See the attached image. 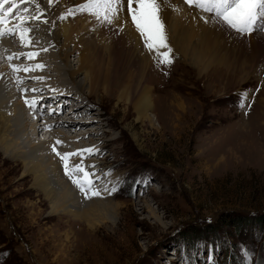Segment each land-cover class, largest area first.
<instances>
[{"label":"rangeland","instance_id":"1","mask_svg":"<svg viewBox=\"0 0 264 264\" xmlns=\"http://www.w3.org/2000/svg\"><path fill=\"white\" fill-rule=\"evenodd\" d=\"M43 1L42 19L48 23L41 28L37 22L30 24L34 30L33 48L22 47L17 38H6L10 49L16 46L25 53L47 48L33 61L20 60L24 64L42 63L45 69L20 77L25 80L27 92L21 91L16 82L11 83L19 101V95H23L22 103L26 98L39 97L30 91L33 88L41 89L43 98L50 87L56 89L53 93L64 87L59 93L75 94L50 115L54 104L62 101L61 96L39 101L36 111L27 106V120L33 124L31 117L36 113L44 116L40 123L60 124L70 112L65 121L70 123L66 125L69 128L49 127V133L67 130L69 136L96 146L98 151L92 155L83 154L85 161L95 165L96 174L103 176L96 178L95 184L102 191L115 186L114 200L126 203L128 210L122 209L115 224L106 220L93 238L86 230L83 235L75 223L69 225L71 231L63 222L57 226V221L48 218L45 207L42 213L28 210L29 196L37 202V195L31 184L21 187V166L0 156V264H264V39L250 40L254 34L264 38V31L258 27L243 36L232 31L234 37L220 38L214 54L202 56L208 65L202 73L189 63H181L183 58L175 56V48L170 47L173 40H167L172 63L162 70L165 64L159 63L156 55V63L150 66L156 103L150 124L137 120L125 103L102 99L100 106L97 98L88 100V96L78 93L69 77L70 70L78 69L76 53L70 59L62 55L63 45L56 33L58 22L47 12L48 0ZM57 1L60 5L64 0ZM76 12L82 17V12ZM88 31L92 34L94 29L85 27L77 35L84 36ZM122 72L127 73L126 66ZM36 73L45 78L43 83L33 78L39 76ZM4 81L0 89L6 97L9 84ZM244 96L248 99L241 104ZM74 97L88 111L80 109ZM175 98L190 110L181 121L176 118L180 111L173 105L177 103ZM95 112L102 114L101 121L93 118ZM39 132L36 139H47L44 130ZM19 134L18 138L25 136ZM29 137L32 142L36 140ZM57 138L65 139L59 135ZM61 146L57 145V150ZM51 229L54 233L45 235ZM68 230L73 242L65 254L60 250L57 253L52 248L56 243L52 236Z\"/></svg>","mask_w":264,"mask_h":264},{"label":"bare ground","instance_id":"2","mask_svg":"<svg viewBox=\"0 0 264 264\" xmlns=\"http://www.w3.org/2000/svg\"><path fill=\"white\" fill-rule=\"evenodd\" d=\"M56 1L57 0H55L51 6H48L49 10L47 12L55 22H58V25L56 24V33H58L59 39L61 38L63 45L62 55L65 58L69 57L70 59L71 56L76 53L78 69L73 71L70 70L69 77L72 81H74L75 88L80 91L78 93L82 92L83 95L88 96L86 97L88 100L97 98V103L100 106H103L101 105L102 99L116 101L118 104L125 103L126 106H128V108L135 113L137 120L152 124V114L155 115L154 111L156 109V103L154 99L155 97L153 96L154 90L150 85V80L152 78L149 76V73L150 66L156 63V60H154L156 53L146 51V49L143 50L141 47V45H143L141 42L143 39L132 24L131 17L127 13L126 6L124 12L120 15V20L113 25H108L101 22H90L96 19L92 16L90 17V15L86 12L82 14V17H84L83 19L81 14L76 12L75 8L71 9H73L76 14L67 16L66 19H60L61 16H65L67 14L68 9L72 5H80L81 3L84 4L87 0H77V3L75 4L72 2L73 0H66L68 3H65L64 0L60 5H58ZM21 2L20 8H18L19 11L16 9L13 13V17L16 16V13L20 12L23 7L29 8L31 13L35 12V4L24 3V6H22L23 3L21 4ZM38 3L43 5L44 1L38 0ZM160 15L165 25L167 40H173L170 47L175 48V50H173L174 55L176 56V54H179L180 58H183L181 63H189V65L191 67H195L199 73L206 72L208 69V65H206V61L202 60V56L205 57V53L207 55L208 52H210L208 55H210L211 52H213V55L215 52L214 47L219 48V46L215 45V43L220 42V38L234 37L235 35L231 30L225 28L223 25L213 22L210 18V14L202 13L194 7H189L184 0H165ZM202 16L209 18V22L205 23V20L201 18ZM87 19L90 24H88ZM37 23L40 28L43 26V23H39L38 21ZM85 27H89L92 30L94 29V32L96 31V33L92 32V34H88V31L84 36L77 35L78 32L83 31ZM260 39L264 38L254 34L250 40L258 41ZM117 41L119 42L116 45L115 43ZM9 44L10 42L6 37L0 39V65H2L1 63H3V65L5 64L3 67L0 66V82L1 80H7L9 84L8 88L5 90L6 97H4L3 89H0V156H3L5 159L15 163L17 165L16 167L21 166L19 175V181L22 183L21 187H23L24 183H29L31 184V189L37 195V202L32 201V195L29 196L31 200L28 202V210H33L34 212L39 210V212L42 213L45 207L47 209L48 218H50V221H57V226L61 225L63 222L65 227L68 228L69 225L75 223L79 228H82L80 232L83 235L85 234L84 230H86V233L91 235L93 238L97 235L98 229L103 224L107 223L106 220L115 224L119 214L122 212V209L128 210V206L125 205L126 203L118 204L114 200V193L109 195L106 190L102 191L101 189H99L102 193L100 198L85 200L77 187L64 174L61 160L52 152V150L49 149L57 140H62L57 138V135L65 138L62 140V146L58 148V151L61 153H74L78 150L89 148L96 150L98 148L94 145L92 147L87 145V143L81 138L78 139L77 137L74 138L69 136L67 130H64V132L60 129L61 131L56 134L49 133V130H47L49 127L55 128L56 130L58 127L68 129L69 127L67 128L66 125L70 123L65 122L68 119L62 118L60 124H44L38 122L40 121L42 115L35 113L33 117H31L35 121L33 124L27 120L28 115L26 112L29 109L26 105H22L25 103L21 102L24 99L22 98L23 95H19L21 97L19 99H22L19 101L15 92V85L11 83L16 82V76L24 77L26 73L20 72L13 74L9 67V63L13 65L17 64L18 66L28 64L20 63L22 62L20 61L21 59L25 60L23 56L18 59L19 61L9 62L6 59L9 55L23 54L25 51L24 49H18L16 46H11L12 49H10ZM31 48H33V46ZM7 50H10V52ZM32 51L36 52L35 50ZM161 51L165 50L161 49ZM48 54L49 53H47V55ZM47 55L45 54V56ZM67 62L70 64V61L67 60ZM67 66V68L70 67L69 65ZM125 66L127 67L126 74L122 72V68L125 69ZM166 66L168 65L165 64L162 67V70H165ZM209 76L210 75L207 74V77L211 78ZM32 83L34 84L35 82ZM20 86L22 89H25L24 84L19 85V87ZM48 91L52 92V94ZM48 91L45 94V98H43V100L41 99L40 102L43 103L50 101L53 98H56V95L61 96V106H58L57 108L54 107L55 111L56 109L59 111V108L63 106V100L64 102H67L69 98L72 99L75 95L73 92V95H70L71 91H65V95L59 93L60 91H64V87L63 90L61 88L54 93L51 87ZM85 91L87 93H85ZM41 93L42 91L37 92L36 94L39 95V97H43V95H40ZM176 100L177 98H175V102ZM73 101H75L76 104H80V109L88 111V109L85 108L86 106L81 103V101H78L76 97L73 98ZM184 103L185 102L183 101L178 102L177 100V103L173 104L180 111V116L176 117L178 121H181L183 117H187L189 114V107ZM76 104L75 109L79 110ZM82 110H79V112L81 113ZM79 112L76 113L79 114ZM98 116L100 118L97 119L96 117ZM42 118H44V116ZM51 118L47 119L49 120ZM57 118L59 119L60 117ZM93 118L101 121L102 114L95 112L93 113ZM38 130H44L46 132L47 139L46 137L43 141H41L42 139L39 140V138L36 139L35 136L37 135L38 137L40 134ZM19 133H24L25 136L18 138ZM29 136H33V139H36L35 141H37V143H35L34 140V142H32ZM27 146L29 147V150L26 151L25 147ZM73 150L75 151L72 152ZM74 157L75 156L71 157L70 163L73 165L79 164L81 158L74 159ZM7 160H5L6 164L8 162ZM83 163L85 166L93 165L92 162L85 161L84 158ZM106 169L107 168H104V170ZM88 170L95 172L94 168ZM96 178L103 179V176H101L100 173L96 174L95 172V177H93V179L96 180ZM147 208L150 209L149 207ZM149 211L154 215L152 210ZM33 215L34 213L31 214L30 217ZM123 225L126 226L127 224ZM70 228L72 229L71 226H69V229ZM70 231L68 230L62 235H51L56 240L54 241L56 243L52 248L57 253L58 250H60L65 254L68 245L73 242L71 240L72 236L69 235ZM47 233L53 234L54 230L51 229L46 231L45 235ZM75 235L77 234L75 233ZM116 235H118V232H116ZM60 238L65 241H59ZM76 239L77 237H75V241H77Z\"/></svg>","mask_w":264,"mask_h":264},{"label":"snow or ice","instance_id":"3","mask_svg":"<svg viewBox=\"0 0 264 264\" xmlns=\"http://www.w3.org/2000/svg\"><path fill=\"white\" fill-rule=\"evenodd\" d=\"M21 0H0V39L5 37L17 38L22 47H32L33 37L31 35L33 29L30 27L32 22H39L47 24L46 19H42L44 13L38 3V0H22L23 3L35 4V12L24 7L20 12L16 13L15 21L11 18L16 9L20 8ZM55 0H48L51 6ZM189 7H195L202 13L210 14L213 22L223 25L225 28L237 33L238 35H250L258 27L264 31V0H184ZM165 0H87L86 3L79 6L76 11L86 12L97 21L113 25L120 20V15L127 9L128 15L131 17L132 24L144 41V45L149 52H154L159 57V63L170 65L172 63L171 52L172 49L167 44V34L165 25L161 18L162 7ZM5 5H11L5 7ZM74 15V10L69 8L65 16L60 19H66L67 16ZM205 23L209 22V18L201 17ZM122 30V29H121ZM38 43V41H37ZM164 49L165 51H161ZM40 51L46 52L47 48ZM40 51L27 52L23 54H12L6 57L11 62L13 59H20L21 56L25 60L33 61L40 55ZM9 67L13 74L20 72L29 73L43 71L45 65L42 63H34L28 65L17 66L9 63ZM37 82H43L44 77H34ZM17 86L24 83L23 79L16 76ZM27 92L28 90L21 89ZM30 91L33 93L41 92V89L33 88ZM55 91V89H52ZM43 99L40 97H33L32 99H25V104L32 111L37 110L39 101ZM248 99L247 96L242 97L241 104H244ZM55 111H49V115ZM47 130H51L50 128ZM62 141L57 140L52 146V152L59 157L62 162L64 174L71 180V182L78 188L85 200L93 198H100L101 191L96 187L95 172L88 169L94 168L95 165L85 166L83 163V154L87 152L92 155L95 149L89 148L78 150L74 153H61L57 150V145H61ZM73 156H80L79 164H71L70 159ZM109 195L117 189L113 186L110 189H105Z\"/></svg>","mask_w":264,"mask_h":264}]
</instances>
